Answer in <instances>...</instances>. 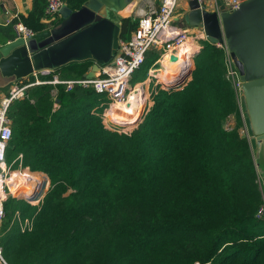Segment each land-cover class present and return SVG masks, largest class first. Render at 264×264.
<instances>
[{
	"label": "trees",
	"instance_id": "obj_1",
	"mask_svg": "<svg viewBox=\"0 0 264 264\" xmlns=\"http://www.w3.org/2000/svg\"><path fill=\"white\" fill-rule=\"evenodd\" d=\"M86 1L65 0L71 10ZM45 8L46 0H33L28 15L0 26V44L16 38L18 21L36 33L61 22H46ZM132 20L119 16L121 39L135 30ZM192 55L188 84L158 89L129 133L105 125L108 98L90 87L61 84L54 96L53 85H35L11 104L7 159L22 154L23 165L46 173L52 186L39 209L7 201L2 242L10 264H264V182L241 132L224 50L206 41ZM159 56L148 52L143 80ZM94 63L73 61L56 72L81 79ZM17 211L34 218L31 230L14 221Z\"/></svg>",
	"mask_w": 264,
	"mask_h": 264
},
{
	"label": "built area",
	"instance_id": "obj_2",
	"mask_svg": "<svg viewBox=\"0 0 264 264\" xmlns=\"http://www.w3.org/2000/svg\"><path fill=\"white\" fill-rule=\"evenodd\" d=\"M188 2L191 0H187ZM202 10L215 11L219 9L220 4L225 5L226 9H233L240 5L243 0H197ZM179 0H146L144 4L138 5L134 13L138 16V23L131 36L127 39H120L119 49L113 60L101 66L93 78L64 79L55 69H44L35 72L34 78L15 84L10 93L0 102V223L7 216L6 203L9 198H23L27 203L36 206L38 209L43 204L48 190L51 188L49 176L42 171L31 170L30 167L23 165V155L20 154L13 163L7 161V150L13 136L12 120L8 115L11 104L25 97L28 89L35 85L51 84L53 85L54 96L58 93L57 86L64 85L67 90H72L76 85L85 88H93L98 94H104L108 98L106 107L102 114L103 122L108 128L113 125L117 127H127L130 132L136 128L144 119L149 111L152 98L157 94L158 89H171L170 85H175L172 89H183L192 79L191 75L195 68L192 63V52L190 57L185 55L183 59L177 57V61L172 59L169 63H176L178 66L173 69L163 64V55L171 49L180 39H191L189 30L174 25V16L177 10ZM66 6L65 0H46L45 21L50 22L56 19ZM14 29L17 37H31L36 32L26 26L23 22L14 23ZM197 34L206 35L201 27H195ZM198 35H195V39ZM217 47L224 50V64L226 77L232 83L235 89L241 107L242 80L229 48L226 43H217ZM150 50L159 51L160 56L155 64L160 63L165 67L168 73V79L161 77L162 70H151L148 76V82H141L131 85L130 81L134 74L139 71L146 61ZM197 51V50H195ZM178 51H175L177 53ZM172 58V57H171ZM183 64V66H182ZM158 70V71H157ZM52 78L48 79V76ZM131 94L138 95L139 103L136 104V111L133 112L137 119L112 120L107 117L113 104L119 102H128ZM143 96V98H142ZM153 102V101H152ZM57 105V104H55ZM133 107V106H132ZM131 107V108H132ZM135 108V107H134ZM127 114V113H126ZM124 122H130L125 125ZM117 126V127H116ZM112 129V128H111ZM114 129V130H115ZM247 130V129H246ZM118 131H120L118 129ZM125 131V130H124ZM125 133H128L125 131ZM248 136V135H247ZM259 214L264 215V204L259 210ZM18 221L22 231H29L33 228L34 218H23L17 211L15 220ZM0 264H10L4 255V246L0 245ZM195 264H201L199 262Z\"/></svg>",
	"mask_w": 264,
	"mask_h": 264
},
{
	"label": "water",
	"instance_id": "obj_3",
	"mask_svg": "<svg viewBox=\"0 0 264 264\" xmlns=\"http://www.w3.org/2000/svg\"><path fill=\"white\" fill-rule=\"evenodd\" d=\"M134 1L87 0L78 10L67 7L68 12L54 27L0 46L2 75L22 80L44 69L93 59L86 77H95L101 66L113 60L121 39V25L106 14L111 11L127 17L123 12ZM189 7L186 22L203 28L210 43H226L239 70L243 82L241 112L264 182V0H243L233 9L220 4L215 11L202 10L197 0H191Z\"/></svg>",
	"mask_w": 264,
	"mask_h": 264
},
{
	"label": "crops",
	"instance_id": "obj_4",
	"mask_svg": "<svg viewBox=\"0 0 264 264\" xmlns=\"http://www.w3.org/2000/svg\"><path fill=\"white\" fill-rule=\"evenodd\" d=\"M145 1L146 0H135L134 2H132L131 8L134 9L138 5L144 4ZM32 5H33V0H0V26L6 27L7 25H10L12 23L14 18H16L20 15H28L32 9ZM189 10H190L189 2L187 0H179L177 10H176V13L174 16V21L179 22L178 24L175 23V25H178L182 28L188 29V30H190V32L193 33L196 30L195 27L190 26L185 20V16L189 12ZM127 13H128V11H127ZM60 16H63L62 12L57 17H60ZM13 29H14V26H13ZM14 31H15V29H14ZM15 33H16V31H15ZM16 37H17V34H16ZM195 37L196 36H190L193 43L197 46L196 50H199L203 47L204 43H206V41H208V39H207L206 35H202V34H199L196 39H193ZM9 41H11V40H8L7 43ZM1 45H4V44H0V46ZM34 75L35 74L29 75L28 77H26L25 79H22V80H16L13 78H7V77L3 76L1 71H0V102L2 101V99L6 95H8L10 93L12 87L15 84L21 83L22 81L27 82V81L33 79ZM36 76H39V75H35V77ZM148 76H149V74H148ZM162 78L164 79V77H162ZM147 80H148V77H147V79L140 81L138 83L146 82ZM6 88H8V90ZM32 102H33V100H32ZM17 157L15 158V160L17 159ZM7 161H8V159H7ZM14 161H12V162L8 161V162L13 163ZM4 222H5V220L0 223V243H2V244H3L2 239L5 237V235L8 232V228L4 229Z\"/></svg>",
	"mask_w": 264,
	"mask_h": 264
},
{
	"label": "bare ground",
	"instance_id": "obj_5",
	"mask_svg": "<svg viewBox=\"0 0 264 264\" xmlns=\"http://www.w3.org/2000/svg\"><path fill=\"white\" fill-rule=\"evenodd\" d=\"M131 7H132V3L129 6H127V9L124 10V13H127V11L129 12ZM180 45L182 46V49L179 48ZM196 49H197V46L193 43L192 40L180 39L174 45L171 46V49L169 51H167V53H165V56H167V59L163 61V64H166L167 67L172 66L171 68L175 69L178 66V64L169 63V60L172 59L171 57L175 56V57H180L181 59H183L185 57V55H187L189 52L195 51ZM175 51H178V52L175 53ZM177 60H174V61H177ZM161 75H162L161 77L168 79L167 71L164 70V72H162ZM142 98H143V96H142ZM138 103H139L138 95L131 94L128 102H119V103L113 104L112 108L110 109L109 117L112 118L113 120L118 119V121L120 119H125V120L131 119L134 121V119L138 118V116H134V113H133L136 111V109H137L136 104L138 105ZM122 122H124V121H122Z\"/></svg>",
	"mask_w": 264,
	"mask_h": 264
},
{
	"label": "rangeland",
	"instance_id": "obj_6",
	"mask_svg": "<svg viewBox=\"0 0 264 264\" xmlns=\"http://www.w3.org/2000/svg\"><path fill=\"white\" fill-rule=\"evenodd\" d=\"M135 9V8H134ZM133 8H131L130 10H129V12L128 13H124L123 12V15L124 16H127V17H131L133 20V22L136 20V19H138V16H136L135 15V13H134V10ZM62 14H66L67 12H68V8H67V6H65L63 9H62ZM103 14V13H102ZM101 14V15H102ZM104 15V14H103ZM106 16H108L110 19H112V20H114V21H117L118 22V20H119V16L117 15V14H115L114 12H111V11H109L107 14H106ZM175 23L176 24H178L179 22H176V21H174V25H175ZM178 26V25H177ZM179 27V26H178ZM189 33V36H195V35H198L197 33V30H195L193 33L192 32H190V30L188 31ZM193 39H195V38H193ZM190 40H192V39H190ZM180 49H182V46L180 45V47H179ZM167 53V52H166ZM167 59V56H165V54L163 55V60L162 61H164V60H166ZM192 63H194V60H192ZM165 67L163 66V64H160V63H157V64H155V65H153L150 69H149V71H148V74L149 73H151V70H154V69H159V70H163V72H164V69ZM194 70V69H193ZM158 71V70H157ZM148 77V76H147ZM147 77H146V79H147ZM191 77H192V75H191ZM145 78V73H144V71L143 70H140V71H137L136 73H135V75H134V78L133 79H131V85H134L137 81H141V80H143ZM165 79V78H164ZM152 101H153V98H152ZM151 101V103H150V105L148 106V108L147 109H149V108H151V106L153 105V102ZM235 125H236V118L233 116V115H231L229 118H228V120H227V127H229V128H233V127H235ZM112 129H115L114 127H113V125H111L110 126ZM117 127V126H116ZM119 130H120V132H125V131H127L128 133L130 132V130H128L127 129V127H117ZM118 129H115V130H118ZM135 128H133V130H134ZM125 130V131H124ZM132 130V131H133ZM241 132H242V134L243 135H248V132H247V130H245V129H243V130H241ZM264 188V187H263ZM21 200H23V198H20ZM0 245H3L2 243H0ZM5 257H6V255H5Z\"/></svg>",
	"mask_w": 264,
	"mask_h": 264
}]
</instances>
